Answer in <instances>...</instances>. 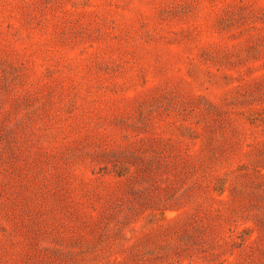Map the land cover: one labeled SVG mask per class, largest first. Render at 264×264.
<instances>
[{"label": "rangeland", "instance_id": "1", "mask_svg": "<svg viewBox=\"0 0 264 264\" xmlns=\"http://www.w3.org/2000/svg\"><path fill=\"white\" fill-rule=\"evenodd\" d=\"M0 264H264V0H0Z\"/></svg>", "mask_w": 264, "mask_h": 264}]
</instances>
